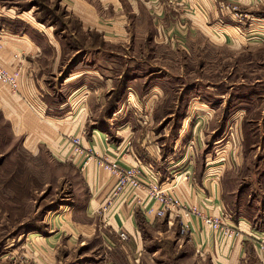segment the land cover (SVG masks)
<instances>
[{
  "label": "rangeland",
  "instance_id": "obj_1",
  "mask_svg": "<svg viewBox=\"0 0 264 264\" xmlns=\"http://www.w3.org/2000/svg\"><path fill=\"white\" fill-rule=\"evenodd\" d=\"M0 5L15 14L32 10L44 27H53V34L60 37L69 58L62 63L63 69L52 72L50 89L60 88L66 75L72 72V68H66L76 61L71 57L74 51L90 52L86 62L91 65V57L95 56L91 47H99L100 64L93 67L101 69L104 77L108 75L105 68L111 67L117 78L112 91L103 94L104 105L91 109L87 132L103 130L115 142L120 140L115 134L119 126L128 125L134 131L146 127V133L160 135L156 140L164 141L167 148L181 128H185L187 138L192 140L188 143L192 149L185 153L186 161L189 158L193 163H210L224 150L236 167L225 179L227 214L236 217L240 213L254 227L264 228L262 31L254 32L246 22L234 34L229 31L226 43L205 28L192 33L185 28L181 30L180 43L128 40L105 46L96 42V38L87 43L86 37L76 32L77 22L68 17L71 13L59 0H0ZM84 67L85 71L91 69L88 65ZM125 67L129 70H124ZM138 79L141 83L131 91L151 99L157 97V105L136 107L131 103L133 99L130 103L121 99L127 85ZM63 96L55 90L54 99L51 97L49 102L57 104ZM145 115L149 121L139 122V117ZM23 145V139L13 135L10 122L0 110V264H115L109 262L112 253L116 264H137L126 259L122 249L117 254L113 251L119 248L115 239L110 238L114 246L107 248L102 233L109 226L101 219L91 224L101 234L76 224L85 222L77 218V208L88 198L80 169L70 162H60L46 148L33 155ZM149 234L154 241L157 236ZM38 236L41 241L54 237L58 243L50 250L33 239ZM185 237L181 232L182 244L186 243ZM117 239L121 241L119 235ZM170 240L163 236L161 241H155L156 245L163 244L164 255H170L167 264H205L197 257L179 260L182 252L193 257L192 250L184 244L186 248L178 254ZM151 253L149 250V259L141 264H166L160 257L156 262ZM248 264L260 263L250 256Z\"/></svg>",
  "mask_w": 264,
  "mask_h": 264
},
{
  "label": "crops",
  "instance_id": "obj_2",
  "mask_svg": "<svg viewBox=\"0 0 264 264\" xmlns=\"http://www.w3.org/2000/svg\"><path fill=\"white\" fill-rule=\"evenodd\" d=\"M59 2L71 13L68 17L77 22L76 32L86 37L87 43H92L91 40L96 38V42L105 46L110 45L108 43L124 44L128 40L134 43L141 40L180 43L183 35L181 30L185 28H188V33L205 28L212 36L226 43L229 31H239L240 25L244 26L246 22H249V28L254 32L264 33V0ZM43 24L36 19L32 10L15 14L0 5V27L4 30L0 65L8 71L20 70L17 94L0 86V110L10 122L13 135L23 139V147L28 152L38 155L40 149L46 148L60 162H70L80 169L88 198L77 208V218L85 222L76 224L84 226L86 231L94 232L97 229L91 224L101 219L109 226L102 233L107 248L114 246L110 238L115 239L119 248L113 251L117 254L122 249L125 258L132 259L137 264L149 259V250L156 262L161 258L167 264L170 255H164L163 244L156 245L155 241H161L163 236L170 240L171 235L173 239L170 244L174 252L180 254L186 244L193 253L192 257L182 252L179 260L197 257L205 264H248L250 256H254L257 263L264 264V255L259 252L255 239L251 237L254 235L261 238L264 228L254 227L240 213L233 217L226 211L225 179L230 170H236L233 162L227 158V152L223 150L217 153L219 158L210 163L194 164L189 158L186 161L185 153L189 154L187 151L192 149L188 145L192 140L187 138L185 128H181L167 148L164 141L156 140L160 135H148L146 127L134 131L128 125L119 126L115 134L120 140L115 142L103 130L98 132L93 129V133L87 132L91 109L104 105L103 94L112 91L114 78L117 77H114L111 67L105 68L108 72L105 77L101 69L93 67L94 64H100L97 56L100 52H97L99 47L92 46L91 51L95 56L91 57V65L86 62L90 58L87 56L90 52L85 54L80 50L74 51L71 57L76 58V61L66 68H72V72L66 75L60 88L50 89L48 84L53 77L52 72L60 67L64 68L62 63L69 58V54L63 51L60 37L53 34L54 28L44 27ZM83 65L91 66V69L85 71ZM125 69L129 70L128 67ZM139 83V79L138 82L129 83L121 99H126L129 103L133 99L131 103L136 107L157 105V97L151 99L131 91ZM55 90L64 95L57 104L49 102L51 97L54 99ZM139 119V122H143L142 119L144 123L149 121L147 115ZM115 120L116 118L113 119ZM152 121L151 119L149 123ZM70 137H80L82 147L92 153L93 158L85 166L82 165L83 158H75L71 147L66 143V139ZM180 149L184 153L180 154ZM178 154L180 156L176 158ZM99 158L117 162L126 168L140 166L145 174L144 180L154 181L162 189L172 191L183 204L196 207L202 216L221 218L226 224L239 229L242 235L227 241L205 227L200 217L194 215L187 218L176 214L162 219L147 217L144 209L149 201L145 197H141V203L138 204L130 195L121 196L113 201L112 206L105 207L116 180L98 165ZM81 165L83 168H80ZM183 225H187V229ZM120 232L127 234L126 241L117 239ZM179 232L186 236V243H181ZM149 233L157 236L154 241ZM30 239L32 238L27 240L31 241ZM33 239L50 250L52 245L58 243L54 237H45L42 241L39 236ZM112 254L109 262L112 260L116 264L117 259Z\"/></svg>",
  "mask_w": 264,
  "mask_h": 264
},
{
  "label": "built area",
  "instance_id": "obj_3",
  "mask_svg": "<svg viewBox=\"0 0 264 264\" xmlns=\"http://www.w3.org/2000/svg\"><path fill=\"white\" fill-rule=\"evenodd\" d=\"M4 36V30L0 27V48L1 39ZM20 70L8 71L0 65V84L9 89L13 94L18 93ZM66 143L71 147L75 158L82 157L85 166L93 156L92 153L82 147L80 137H70ZM98 165L108 171L115 178V186L112 195L107 201V206H112L113 201L127 195L132 196L138 204L141 203V197L148 199L149 203L145 206L144 213L147 217L162 219L171 215L190 217L192 215L200 217L203 225L210 230L218 233L221 238L230 241L239 238L242 232L222 221L221 218L212 216H202L196 207H190L183 204L172 191L164 190L154 181L144 180V172L140 166L123 167L117 162H108L106 158H99ZM187 229V225H183ZM121 240H127L125 232H120ZM258 245V250L264 255V233L262 237L251 236ZM264 262V260H263Z\"/></svg>",
  "mask_w": 264,
  "mask_h": 264
}]
</instances>
